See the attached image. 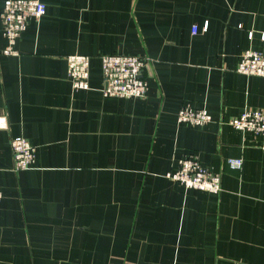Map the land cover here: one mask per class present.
I'll list each match as a JSON object with an SVG mask.
<instances>
[{
  "label": "crops",
  "instance_id": "crops-1",
  "mask_svg": "<svg viewBox=\"0 0 264 264\" xmlns=\"http://www.w3.org/2000/svg\"><path fill=\"white\" fill-rule=\"evenodd\" d=\"M5 1L0 264H264V135L229 123L264 110V76L237 71L264 49V0H41L15 55ZM73 53L92 57L89 88L72 86ZM105 54L149 57L145 96H103ZM184 103L212 121L179 123ZM17 135L36 147L20 171ZM193 152L221 191L167 177Z\"/></svg>",
  "mask_w": 264,
  "mask_h": 264
},
{
  "label": "built area",
  "instance_id": "built-area-1",
  "mask_svg": "<svg viewBox=\"0 0 264 264\" xmlns=\"http://www.w3.org/2000/svg\"><path fill=\"white\" fill-rule=\"evenodd\" d=\"M45 13L46 5L41 0H6L2 22L8 45L2 52L17 54L19 51L15 48V43L26 30L29 18H40ZM203 28H208V21L204 22ZM194 30L196 31L197 27ZM91 59L87 54L68 55V74L74 89L89 88ZM100 60L103 83L101 91L104 96L136 98L146 95L149 89L145 75L148 56L105 54ZM237 71L247 75L264 76V49H246L238 63ZM212 119L213 116L207 108L194 107L189 103L181 105L177 115L179 123L191 125H203ZM229 123L237 129L264 135V110L247 108L240 115L230 119ZM7 127V117L0 113V128ZM11 146L14 169L20 171L30 168L36 160V147L22 135L14 136ZM228 161L235 168H241L243 165L241 157H230ZM167 177L181 182L187 188L211 192H219L222 189L221 173L205 167L194 152L182 157L178 169L168 172ZM2 197L3 192L0 190V201Z\"/></svg>",
  "mask_w": 264,
  "mask_h": 264
},
{
  "label": "rangeland",
  "instance_id": "rangeland-1",
  "mask_svg": "<svg viewBox=\"0 0 264 264\" xmlns=\"http://www.w3.org/2000/svg\"><path fill=\"white\" fill-rule=\"evenodd\" d=\"M104 96V95H103ZM107 97H109V96H107Z\"/></svg>",
  "mask_w": 264,
  "mask_h": 264
}]
</instances>
